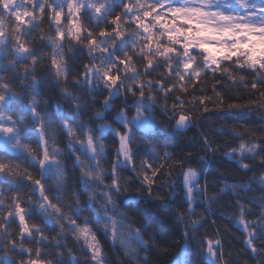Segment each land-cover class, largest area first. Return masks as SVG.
<instances>
[{"label": "snow or ice", "instance_id": "snow-or-ice-1", "mask_svg": "<svg viewBox=\"0 0 264 264\" xmlns=\"http://www.w3.org/2000/svg\"><path fill=\"white\" fill-rule=\"evenodd\" d=\"M172 244L264 264V0H0V264Z\"/></svg>", "mask_w": 264, "mask_h": 264}, {"label": "trees", "instance_id": "trees-1", "mask_svg": "<svg viewBox=\"0 0 264 264\" xmlns=\"http://www.w3.org/2000/svg\"><path fill=\"white\" fill-rule=\"evenodd\" d=\"M221 119H223V118L222 117H217V116H212L209 119V121L206 122V124H207L208 127H212L213 126V122L219 121ZM237 122L238 123H255V124H258L260 122V120H259V118L255 114H252V115H250L248 117V120L247 121L240 120V121H237ZM215 126H218V124L215 125ZM188 135H191V133H188ZM224 142H225L224 138H219L218 139V143L219 144L223 145ZM175 143H176V147H169L167 150L168 151H171V152H176V151H178L179 148H183L184 147V145L183 144H180L179 141H176ZM232 143L234 144L235 142L233 141ZM61 147H63V143L61 144ZM213 167H218V165H213ZM221 171L222 172H225V174H229L230 173L233 177H236V178H240L241 176H244L243 173L238 172L235 168H233L231 166H228L227 169L222 168ZM125 175H127V173H125ZM251 175H252L251 173L248 174V176H251ZM247 178H248L247 176H244V179L245 180ZM209 231H211V229H209ZM174 239L176 241H179L180 240V237L179 236H175ZM229 239H231V242L233 244H236L237 243L231 237H229ZM168 247H169L168 254L160 258L161 264H167V261L173 256L174 252L176 251V249L178 247V244H172V245H169Z\"/></svg>", "mask_w": 264, "mask_h": 264}]
</instances>
